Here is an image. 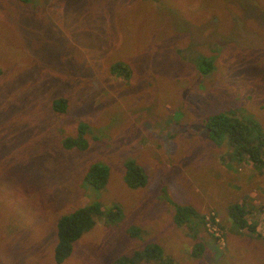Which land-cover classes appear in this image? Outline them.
<instances>
[{"label":"rangeland","instance_id":"rangeland-1","mask_svg":"<svg viewBox=\"0 0 264 264\" xmlns=\"http://www.w3.org/2000/svg\"><path fill=\"white\" fill-rule=\"evenodd\" d=\"M217 113L264 132V0H0V264H58L60 218L93 202L122 219H98L61 264H113L148 244L170 264H264V167L209 138ZM81 122L88 148H65ZM131 159L145 187L126 183ZM97 162L102 189L84 180ZM242 200L253 230L228 214ZM177 203L218 214L198 257Z\"/></svg>","mask_w":264,"mask_h":264},{"label":"trees","instance_id":"trees-1","mask_svg":"<svg viewBox=\"0 0 264 264\" xmlns=\"http://www.w3.org/2000/svg\"><path fill=\"white\" fill-rule=\"evenodd\" d=\"M23 1V0H22ZM204 60L203 69L209 73L213 68L211 57H202ZM113 70H122L129 78L131 68L125 63H117ZM67 98L61 97L53 100V109L57 112L67 111ZM208 136L216 143L223 144L226 140L233 149V154L229 158L237 161L247 160L255 168L264 167V132L261 125L251 119L232 118L224 113H217L210 116L204 123ZM90 125L81 122L75 136H66L63 145L67 149L85 150L89 146ZM62 141V140H61ZM102 162L92 164L87 170L84 180L96 189L104 188L109 179L110 169ZM125 180L129 187H145L148 178L144 168L134 160L125 162ZM250 204L245 200L238 201L229 206L228 214L235 224L241 229H254L255 223L248 218ZM123 211L120 205L110 207L102 206L99 202H93L86 206L77 207L72 212L63 215L58 222V239L54 249V259L56 263H64L71 257L74 243L87 231H89L98 219H105L106 222H117L122 219ZM218 214L211 215L210 221L207 214L199 213L192 205L177 203L173 220L178 225L186 224L189 235L195 237L197 243L193 248V256L198 257L206 250L204 242L199 241V233L202 227L211 222H217ZM214 221V222H213ZM215 224V223H214ZM131 235H138L141 230L137 225L130 229ZM163 248L159 244H148L143 250L134 252L132 255H123L114 261L113 264H148L158 261L159 264H170L171 259L163 256Z\"/></svg>","mask_w":264,"mask_h":264}]
</instances>
